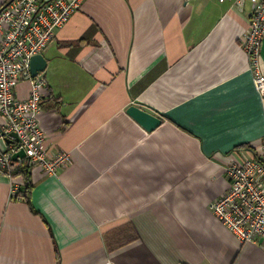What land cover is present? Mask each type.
<instances>
[{"label":"crops","instance_id":"crops-1","mask_svg":"<svg viewBox=\"0 0 264 264\" xmlns=\"http://www.w3.org/2000/svg\"><path fill=\"white\" fill-rule=\"evenodd\" d=\"M251 11L248 0H84L42 52L39 122L49 150L72 159L54 174L31 166L27 198L10 193L23 175L0 172V264H264V248L210 209L228 164L264 135L241 42ZM29 88L21 80L17 96ZM132 104L161 124L147 131Z\"/></svg>","mask_w":264,"mask_h":264},{"label":"built area","instance_id":"built-area-1","mask_svg":"<svg viewBox=\"0 0 264 264\" xmlns=\"http://www.w3.org/2000/svg\"><path fill=\"white\" fill-rule=\"evenodd\" d=\"M223 1V0H220ZM247 0H233L243 9ZM251 19L241 42L253 70L255 88L264 97V73L260 70V51L264 37V0H248ZM84 0H12L0 12V116L4 118L0 138H11L12 144L0 150V172L9 171L24 150L28 163L56 173L72 159L69 151H51L40 122L46 81L39 72H30V58L42 53ZM21 80H28L26 97L16 94ZM16 135V137L13 136ZM254 154L233 160L226 167L227 189L210 204L213 214L225 224L241 243H256L264 248V135L252 145ZM8 175H10L8 173ZM19 185L12 183L10 193Z\"/></svg>","mask_w":264,"mask_h":264},{"label":"water","instance_id":"water-1","mask_svg":"<svg viewBox=\"0 0 264 264\" xmlns=\"http://www.w3.org/2000/svg\"><path fill=\"white\" fill-rule=\"evenodd\" d=\"M12 0H9L7 3L0 7V12L4 8L5 5L10 3ZM47 66V60L42 53H38L33 55L30 58V72L33 77H35L39 72H43ZM127 113L131 115L143 128L147 131L154 130L157 126H159L162 122V118L158 115L153 114L137 105H130L127 108ZM16 137L15 134H13ZM17 156L24 157V150H19L18 152L13 154V159H16Z\"/></svg>","mask_w":264,"mask_h":264},{"label":"trees","instance_id":"trees-1","mask_svg":"<svg viewBox=\"0 0 264 264\" xmlns=\"http://www.w3.org/2000/svg\"><path fill=\"white\" fill-rule=\"evenodd\" d=\"M30 165L26 158L16 159L11 165L9 171H5L10 175H23L25 179L24 187H19L17 194L13 196L14 198H27L30 193L31 182H30Z\"/></svg>","mask_w":264,"mask_h":264}]
</instances>
